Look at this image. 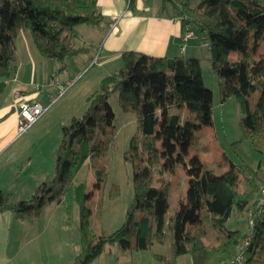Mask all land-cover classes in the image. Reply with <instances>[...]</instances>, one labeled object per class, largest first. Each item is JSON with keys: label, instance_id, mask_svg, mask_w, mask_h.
Returning a JSON list of instances; mask_svg holds the SVG:
<instances>
[{"label": "trees", "instance_id": "trees-1", "mask_svg": "<svg viewBox=\"0 0 264 264\" xmlns=\"http://www.w3.org/2000/svg\"><path fill=\"white\" fill-rule=\"evenodd\" d=\"M162 12L169 5L177 12L182 35L197 28L206 42L208 61L220 80V99L234 97L242 136L231 144L248 142L262 155L256 167L244 165L239 174L236 164L222 174L201 162L198 155L189 160L188 187L168 218L167 188L158 185L156 175L184 162L176 148L194 137V126L213 113L212 91L205 85L202 59L198 57H155L137 51L121 55L122 66L105 77L89 97L90 107L82 117L63 126L56 152L54 176L42 182L28 200L13 202V194L0 191V214L12 212L21 219L37 218L43 208L55 201L63 208V221L72 222L74 202L80 203L79 230L82 253L72 264H90L108 244H118L124 252L149 249L168 237L173 259L189 255L191 264H223L243 249L244 264H264V203L257 195L264 186V58L256 59L258 41L264 39V0H159ZM137 0H127L136 8ZM106 23L98 12L97 0H0V77H10L17 59L16 43L21 31H30L41 55L64 63L87 51L74 45L78 25ZM204 47V46H202ZM237 53L233 59L230 53ZM61 66L59 71H63ZM4 84H0V97ZM118 93L125 112L137 117L141 136H135L124 153L133 168L134 199L125 221L112 234H96L90 226L92 195L86 183L75 178L83 165L92 160L95 176L105 186L108 171L97 159L115 139V114L109 98ZM187 108L194 115L183 118L172 109ZM183 150L186 147L183 146ZM244 183V190L239 188ZM112 185L111 197L120 194ZM253 209V210H251ZM254 213V225L247 230L228 229L233 215ZM220 233V241L208 245V231ZM252 238L248 245V233Z\"/></svg>", "mask_w": 264, "mask_h": 264}, {"label": "rangeland", "instance_id": "rangeland-1", "mask_svg": "<svg viewBox=\"0 0 264 264\" xmlns=\"http://www.w3.org/2000/svg\"><path fill=\"white\" fill-rule=\"evenodd\" d=\"M171 16L177 12L169 5ZM79 37L75 39L74 45L78 48H86L87 51L74 57H68L64 63H60L50 57H45L36 48L30 31L21 34L17 41V58L23 61L24 58H36V79H32L33 65L25 61V66L21 71V76H25L29 86L38 84L39 91H34L29 95L38 98L43 105H47L49 91L56 94L57 89L51 87L50 81L64 71L69 74L73 86L35 123L16 144L0 160V191H7L13 194V202L28 200L35 189L44 181L53 178L55 170L56 152L63 136V126L68 125L72 118L82 117L90 107L89 97L100 88L101 81L115 73L121 66V59L112 60L108 64H103L105 52L102 50L101 30L94 26L80 25L77 27ZM97 34H93L96 32ZM195 37L190 39L191 43L199 44L200 57L204 70L205 85L212 91V116L201 123L196 121L194 126V137L187 141L185 145H179L177 152H182L184 162L172 169H162L156 177L162 180L158 185L165 184L167 188L168 206L165 211L166 218L169 217L173 207L177 205L181 197H185L188 187L187 169L189 160L194 155H198L201 162L214 169L216 173L222 174L231 169L232 164H236L239 174L244 172V165L256 167L263 160L261 154L256 152L248 142H243L236 147L231 144L242 136V131L238 123V106L234 97L222 103L220 99V80L218 74L207 60L210 56L208 47H202V34L197 28L193 29ZM259 47L255 57L264 58V39L258 41ZM231 58L236 59L237 53L232 51ZM19 61V63H20ZM18 64V61H17ZM65 66L63 71H59L61 66ZM58 66V67H57ZM20 76V77H21ZM16 92V96L18 95ZM50 95V94H49ZM29 99V98H28ZM109 104L115 114V139L108 150L100 154L97 164L105 166L108 171L107 182L104 187L95 176L92 160H88L75 178L76 184L86 183L88 190L92 191L91 197L87 201V207L91 210L90 226L96 233L112 234L120 229L125 221L129 205L134 199L133 168L130 163L124 161V153L130 147V143L135 136H141L138 130L137 117L132 112L123 111L120 105L118 93L109 98ZM181 114L183 118L194 115L193 111L187 108L172 109ZM183 146L186 150H183ZM119 186L120 194L115 198L111 197L112 185ZM241 191L244 190V183L239 185ZM261 199V193L257 195V201ZM253 210V209H251ZM249 212L243 216H235L227 222L228 229H235L238 225L242 230L248 228ZM39 230L45 227L46 219L49 218L51 230L61 233L57 237L55 252H59V247L68 243V253L74 257L81 254L83 250L82 239L79 230L80 225V203L74 202L72 209L71 225H65L63 221V208L53 201L46 205L38 216ZM53 232V233H55ZM220 233L209 230L207 244L214 245L220 241ZM43 239V238H42ZM152 248V255H163L167 250H171V243L168 237L155 241ZM58 249V250H57ZM64 249V248H63ZM136 252V251H133ZM132 252H124L118 244L106 245L104 252L97 260L90 264H132V260L137 255Z\"/></svg>", "mask_w": 264, "mask_h": 264}, {"label": "crops", "instance_id": "crops-1", "mask_svg": "<svg viewBox=\"0 0 264 264\" xmlns=\"http://www.w3.org/2000/svg\"><path fill=\"white\" fill-rule=\"evenodd\" d=\"M97 6L98 12L106 19V23L94 26L97 31L101 30L100 40L102 50L105 52L103 64L121 59V55L125 51H137L155 57L201 58L199 52L201 46L191 43L190 40L186 48L182 50L184 35L181 31V22L178 17L162 12L159 0H137L135 10L128 7L127 0H97ZM97 31L92 35L97 34ZM24 32L26 31L20 32L17 41ZM19 59L17 58L13 65L10 77H0V84H4V90L0 97V160L19 139H16L18 122V114L14 106L16 92L19 91L21 95L20 101H37L42 104L40 99L29 97L34 91H31V86L25 76H21L25 61L28 60L33 65L31 78L36 79V58H24L23 61ZM68 74L67 71H64L58 76L63 80H68ZM36 85L40 90V86ZM49 94H53L52 90L46 96L47 99ZM2 178L1 174L0 181ZM38 218L21 219L12 212L0 214V264L73 263L76 256L68 253L66 241L58 248L59 252L53 251L56 249L53 246L57 244H55L57 237L62 235V232L56 233L51 230L49 218L46 219L45 227L43 226V229L39 230ZM155 245L154 242L147 250L130 253L137 255V258L132 260V264H191L189 255H182L174 260L171 250H167L163 255L153 256L151 254L152 247Z\"/></svg>", "mask_w": 264, "mask_h": 264}, {"label": "built area", "instance_id": "built-area-1", "mask_svg": "<svg viewBox=\"0 0 264 264\" xmlns=\"http://www.w3.org/2000/svg\"><path fill=\"white\" fill-rule=\"evenodd\" d=\"M195 36L193 29H189L183 37L184 44L182 50H184L188 44V41ZM202 46H207L206 37L202 38ZM74 82L71 79L63 80L59 76L51 79L50 86L57 89L56 94L49 95V102L47 105H43L37 101H20V93L16 96V102L14 106L18 114V122L16 129V139L23 136L39 119L53 106L72 86ZM39 87L37 85H31V91H38ZM261 199L258 202V206L264 203V186L260 188ZM249 225L253 227L254 225V213L249 212ZM252 238L251 232L248 233V239L245 245H248ZM247 259V254L244 249L232 260L223 264H244Z\"/></svg>", "mask_w": 264, "mask_h": 264}]
</instances>
